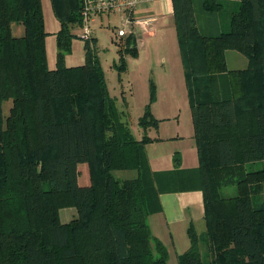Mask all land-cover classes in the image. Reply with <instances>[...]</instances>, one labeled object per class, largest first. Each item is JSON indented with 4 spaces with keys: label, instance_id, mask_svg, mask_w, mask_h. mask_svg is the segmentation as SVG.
<instances>
[{
    "label": "trees",
    "instance_id": "1",
    "mask_svg": "<svg viewBox=\"0 0 264 264\" xmlns=\"http://www.w3.org/2000/svg\"><path fill=\"white\" fill-rule=\"evenodd\" d=\"M85 1L51 0L60 29L50 69L42 0H0V264H167L149 217L161 211L162 194L187 191L203 193L211 264H264V205L251 192L264 187V170L245 169L264 160V0H235L230 31L218 35L200 31L196 0H172L199 166L182 169L176 154L167 172L152 171L145 153L156 121L147 111L145 134L135 138L109 93L95 39L86 40L83 65L66 66ZM200 1L211 15L225 9L223 0ZM13 24L24 32L14 35ZM126 45L121 69L124 53L138 52L133 38ZM229 50L248 67L229 71ZM116 171L137 174L121 181ZM225 185L239 192L224 197ZM66 207L78 213L69 223L60 219ZM188 236L179 264H207L193 226Z\"/></svg>",
    "mask_w": 264,
    "mask_h": 264
},
{
    "label": "rangeland",
    "instance_id": "2",
    "mask_svg": "<svg viewBox=\"0 0 264 264\" xmlns=\"http://www.w3.org/2000/svg\"><path fill=\"white\" fill-rule=\"evenodd\" d=\"M224 4L225 9L220 14L211 15L203 10L200 0L195 1L196 20L203 34L218 35L230 31L232 13L238 11V6L234 7L228 2ZM42 5L46 29L51 33L46 42L48 65L50 69H55L58 53L55 34L60 29V22L54 14L51 0H42ZM96 17L95 23L91 21L76 30L77 38L73 41L71 53L65 58L66 66L77 67L85 63L86 41L81 37L86 29H89L91 37L95 39L93 51L104 71L109 93L115 99L119 111L124 113L123 121L128 123L135 138L140 140L145 134L139 126V120L147 111L156 121L155 125L146 131V134L155 140L145 147L149 164L151 165V160L154 165L159 158L168 154L172 155L174 163L175 155L178 154L182 169L185 167L191 170L196 165L198 167L190 96L175 21L171 22L170 32L167 30L168 33L165 32L161 37L150 38L142 46H138L137 55L124 53L125 68L121 69L120 49L121 46L127 47L126 41H121L117 34V29L121 26L116 22L109 23L107 13ZM21 31L24 32L23 26L13 24L14 35L18 36ZM226 61L229 71L243 70L249 65L247 58L237 50L227 51ZM3 106L5 114H8L12 101L5 102ZM245 169L264 170V160L250 163ZM136 174V171L114 172L115 177L121 181L133 179ZM251 188L255 204L264 205L263 183L252 184ZM220 192L224 197H231L239 190L236 185H225L221 187ZM77 217L76 208L66 207L60 210L63 223H69ZM200 240L204 260L211 264L214 252L206 231L203 236L200 234ZM166 248L169 253L167 264H179L178 256L185 251L186 246L181 241L172 243L167 236Z\"/></svg>",
    "mask_w": 264,
    "mask_h": 264
},
{
    "label": "crops",
    "instance_id": "3",
    "mask_svg": "<svg viewBox=\"0 0 264 264\" xmlns=\"http://www.w3.org/2000/svg\"><path fill=\"white\" fill-rule=\"evenodd\" d=\"M223 1L228 2L234 7L238 6V2L235 0ZM107 16L109 23H119L121 27L118 29L124 28L128 32L126 38H121V41L125 42L126 39L133 38L137 50L138 46H142L146 40L161 37L165 32L168 33L172 25L171 22L174 21L172 0H137V4L133 10L124 9L107 13ZM150 18L153 19V22L151 26L146 27L142 20ZM96 19L97 17L92 22L95 23ZM150 163L151 169L155 172H167L174 169L172 155L170 154L159 158L154 165L151 160ZM195 168H197V165ZM183 169L187 168L184 167ZM160 199L162 205L161 211L149 217L151 231L166 246L167 236L172 243L181 241L186 246L183 252L185 253L190 247L189 228L193 226L201 236L206 231L203 193L201 191L167 193L161 195ZM181 255L178 256V261Z\"/></svg>",
    "mask_w": 264,
    "mask_h": 264
},
{
    "label": "built area",
    "instance_id": "4",
    "mask_svg": "<svg viewBox=\"0 0 264 264\" xmlns=\"http://www.w3.org/2000/svg\"><path fill=\"white\" fill-rule=\"evenodd\" d=\"M136 4L137 0H88L82 11L84 24L87 25L89 22L93 21L95 16L99 14L111 13L124 9L131 11L134 9ZM142 21H144L146 27H149L151 26L153 19L150 18ZM117 34L120 38H126L128 32L124 28H121L117 30ZM81 38L85 41L89 40L92 43V37L89 29H86Z\"/></svg>",
    "mask_w": 264,
    "mask_h": 264
}]
</instances>
